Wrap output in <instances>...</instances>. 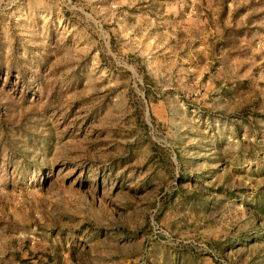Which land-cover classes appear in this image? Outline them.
I'll return each instance as SVG.
<instances>
[{"label": "rangeland", "instance_id": "obj_1", "mask_svg": "<svg viewBox=\"0 0 264 264\" xmlns=\"http://www.w3.org/2000/svg\"><path fill=\"white\" fill-rule=\"evenodd\" d=\"M0 264H264V0H0Z\"/></svg>", "mask_w": 264, "mask_h": 264}]
</instances>
